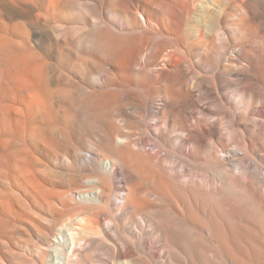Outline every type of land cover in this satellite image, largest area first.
Returning a JSON list of instances; mask_svg holds the SVG:
<instances>
[{"label": "bare ground", "instance_id": "6f19581e", "mask_svg": "<svg viewBox=\"0 0 264 264\" xmlns=\"http://www.w3.org/2000/svg\"><path fill=\"white\" fill-rule=\"evenodd\" d=\"M263 173L264 0H0V247L264 264Z\"/></svg>", "mask_w": 264, "mask_h": 264}, {"label": "rangeland", "instance_id": "374dc122", "mask_svg": "<svg viewBox=\"0 0 264 264\" xmlns=\"http://www.w3.org/2000/svg\"><path fill=\"white\" fill-rule=\"evenodd\" d=\"M208 107H211L210 105H208ZM49 160H45V163H47V165L49 166V172L55 176L56 180H61L62 183L58 185V187L55 188L56 191L60 192L62 191L66 186H68L67 184H70L72 178H73V175L74 173H76L75 169L74 168H71V166L69 165H66L65 162H54V161H49ZM53 164H51V163ZM58 165H57V164ZM60 163V164H59ZM65 164V166L62 165ZM57 166H55V165ZM61 165V166H60ZM55 166V167H54ZM59 166V167H58ZM69 166V167H68ZM68 167V168H67ZM54 168V169H53ZM71 168V169H70ZM69 169V170H68ZM54 170V171H53ZM72 171V172H70ZM58 172V173H57ZM72 173V174H71ZM263 176H264V173H263ZM61 178V179H60ZM71 179V180H70ZM64 184V185H63ZM31 210V209H30ZM28 211L29 215H32V217L36 220V229H37V232L36 231H32L30 230L29 228L27 227H22L20 225H17L16 227V230L13 231V233L10 235V239L8 241V243H5L7 242L6 240L4 241V245H2V247H0V252L3 250V251H7V250H14L13 252L19 254L20 256L16 255V257L13 258V260L15 261L14 264H36V257H37V251H33L32 253H28L26 252L24 249H25V246L29 245L31 247H33L34 249H40L41 247H43L42 243H41V234L39 231H42V230H45L47 227L50 226L49 222L51 223L52 220L54 219L53 218V215L50 213L49 214V211H46L45 209H40L38 208V206L36 207V209H33L31 211ZM44 210V211H43ZM46 211V212H45ZM39 212V213H38ZM36 213V214H35ZM41 213V214H40ZM45 213V214H44ZM49 215V216H48ZM52 215V216H50ZM38 216V217H37ZM46 216V217H45ZM40 217V219H38ZM46 218V219H45ZM52 218V219H51ZM43 220V221H42ZM39 221V222H38ZM45 221V222H44ZM47 224H43V223H46ZM47 226V227H46ZM42 227V228H41ZM27 228V230H26ZM15 232V233H14ZM37 234V235H36ZM40 235V236H39ZM17 238V239H16ZM13 239V240H12ZM22 241V242H21ZM28 242V243H27ZM40 244H39V243ZM10 244V246H9ZM15 244V245H14ZM22 244V245H20ZM13 247H12V246ZM7 247V248H5ZM12 247V248H11ZM17 247V248H15ZM22 247V249H21ZM2 249V250H1ZM20 249V250H19ZM43 249V248H41ZM16 250V251H15ZM22 251V252H21ZM21 253H24V254H21ZM28 253V254H27ZM36 255H35V254ZM99 251L95 252L94 254L92 253L90 255V259L92 261H96V263L100 260H103L104 255L102 254H98ZM27 255V256H26ZM102 255V256H101ZM24 256V257H23ZM95 256V257H94ZM29 257V258H28ZM102 257V258H101ZM18 258V259H17ZM22 258V259H21ZM27 260H26V259ZM98 260V261H97ZM21 261V262H20ZM24 261V262H23ZM27 261V262H25ZM32 262V263H31Z\"/></svg>", "mask_w": 264, "mask_h": 264}]
</instances>
